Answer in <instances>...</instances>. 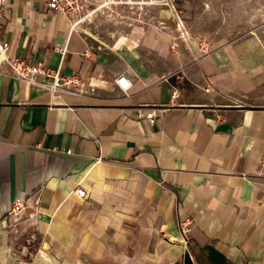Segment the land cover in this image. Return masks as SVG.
<instances>
[{"label": "crops", "instance_id": "1", "mask_svg": "<svg viewBox=\"0 0 264 264\" xmlns=\"http://www.w3.org/2000/svg\"><path fill=\"white\" fill-rule=\"evenodd\" d=\"M245 1L233 3L234 29H221L226 3L211 0L215 29L195 0H177L184 37L170 5L152 6L85 55L67 15L9 0L10 57L78 72L93 88L55 96L0 59V264H172L187 248L199 264H264V26L258 0ZM150 110L154 122L139 115ZM17 197L28 201L19 216ZM114 198L133 223L127 242L114 241Z\"/></svg>", "mask_w": 264, "mask_h": 264}, {"label": "built area", "instance_id": "2", "mask_svg": "<svg viewBox=\"0 0 264 264\" xmlns=\"http://www.w3.org/2000/svg\"><path fill=\"white\" fill-rule=\"evenodd\" d=\"M177 0H46L48 10L52 13H62L70 18L71 30L78 29L85 40L86 49L85 55H90L92 52L101 49L106 45V42L95 35L92 28L85 27L87 21H92V18L98 11L114 10L119 7H152L156 5L167 4L171 7L170 19L175 24L176 29L181 36L188 34L187 21L182 14V9L176 4ZM9 0H0V59L8 60L10 63L12 74L15 77L23 78L31 84L42 83L55 96H58L62 90H71L75 92H88L93 86L86 76L78 72L69 75L62 74L59 68H51L42 61H29L23 57L11 58L9 55L10 41L2 36L3 24L1 17L4 15L5 8ZM63 52L65 47L59 48ZM39 75L51 76L52 80H40ZM115 81L117 85L126 93H129L131 80L125 74H119ZM209 90L210 87L205 88ZM179 95V91L173 92V97ZM162 110V109H161ZM139 115L146 116L150 122H154L156 112L148 111L144 114L140 111ZM71 151V149H68ZM75 192L80 196L88 194L87 189L83 185H77ZM27 199L17 197L12 201L9 212L19 216L27 206ZM189 220V219H188ZM189 222V221H188ZM183 239L189 241L186 234L187 229L182 228Z\"/></svg>", "mask_w": 264, "mask_h": 264}, {"label": "rangeland", "instance_id": "3", "mask_svg": "<svg viewBox=\"0 0 264 264\" xmlns=\"http://www.w3.org/2000/svg\"><path fill=\"white\" fill-rule=\"evenodd\" d=\"M243 4H248V1L242 0ZM197 8H199V11L201 14H207L209 15V23L213 24L215 23V29L221 28V26H217L218 24V10H217V4L215 2V5H213V2L211 0H195ZM208 2V4H206ZM222 2L226 3V13L229 15V20L226 19V26L221 29H234L233 21V14L237 12L233 9V3L239 2V0H222ZM194 3V2H193ZM210 3V4H209ZM208 5V6H207ZM211 5L212 8L209 6ZM156 7H160L159 5ZM154 7V8H156ZM210 7V8H209ZM258 15L257 18L259 22L261 21L264 26V0H258ZM153 7H145V8H139V7H119L114 10H106V11H98L96 15L92 18V21H87L85 23V27L92 28V31L95 33L96 36L107 42L109 39L116 37L120 33H123L126 28L131 27L132 23L136 22L139 19H145L146 17L149 18V13L154 9ZM157 9V8H156ZM244 9V8H243ZM218 21V22H217ZM223 23V22H222ZM259 25V26H260ZM113 205L112 213L114 214L113 217V227H114V241L116 242H127L126 235H124L123 228H129L132 227L133 223L130 219V217H127L126 214L120 209H122V203L117 198H114L111 201ZM96 204V205H95ZM92 204V209L95 210H102L104 208L105 204H101L100 202ZM107 205V204H106ZM109 221V220H108ZM134 236V235H133ZM136 236V234H135ZM150 237V236H149ZM146 238V241H154V238ZM131 240V239H130ZM174 240H178V238L174 237ZM182 243L186 244L187 242L184 241L182 238ZM187 250L190 249L187 248ZM122 252V251H121ZM50 253H54L53 250L50 251ZM191 254V252H190ZM55 255V253H54ZM145 256L148 258L150 256L154 257L155 254L149 253L148 250L146 251ZM194 264H199L198 260L195 255H191ZM40 264V263H39ZM172 264H184V254L181 255V257L176 260Z\"/></svg>", "mask_w": 264, "mask_h": 264}, {"label": "water", "instance_id": "4", "mask_svg": "<svg viewBox=\"0 0 264 264\" xmlns=\"http://www.w3.org/2000/svg\"><path fill=\"white\" fill-rule=\"evenodd\" d=\"M184 264H194L189 250H186L184 253Z\"/></svg>", "mask_w": 264, "mask_h": 264}, {"label": "bare ground", "instance_id": "5", "mask_svg": "<svg viewBox=\"0 0 264 264\" xmlns=\"http://www.w3.org/2000/svg\"><path fill=\"white\" fill-rule=\"evenodd\" d=\"M165 5H167V4H165Z\"/></svg>", "mask_w": 264, "mask_h": 264}]
</instances>
